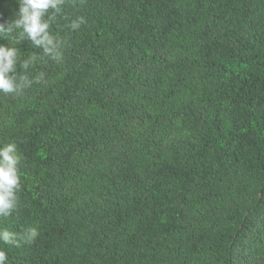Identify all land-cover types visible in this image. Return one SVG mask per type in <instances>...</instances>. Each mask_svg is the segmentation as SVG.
Wrapping results in <instances>:
<instances>
[{
  "label": "trees",
  "instance_id": "16d2710c",
  "mask_svg": "<svg viewBox=\"0 0 264 264\" xmlns=\"http://www.w3.org/2000/svg\"><path fill=\"white\" fill-rule=\"evenodd\" d=\"M50 31L62 61L0 94V228L37 231L9 264H264V0H66Z\"/></svg>",
  "mask_w": 264,
  "mask_h": 264
},
{
  "label": "clouds",
  "instance_id": "9594fccd",
  "mask_svg": "<svg viewBox=\"0 0 264 264\" xmlns=\"http://www.w3.org/2000/svg\"><path fill=\"white\" fill-rule=\"evenodd\" d=\"M66 0H15V8L5 18L0 14V94L16 95L33 83L44 79L41 72L29 76V69L40 60L48 59L59 63L63 59L59 37L50 31L56 17L61 15ZM86 23L84 17L72 20L68 27L76 31ZM23 41H30L31 47L42 49V55L22 57L20 48ZM18 66L22 70L18 73ZM23 155L15 142L0 145V217L11 216L19 206L21 178L19 165ZM37 231L28 229L20 234L7 228H0V264H9L8 253L3 245L19 246L22 241L35 238Z\"/></svg>",
  "mask_w": 264,
  "mask_h": 264
}]
</instances>
